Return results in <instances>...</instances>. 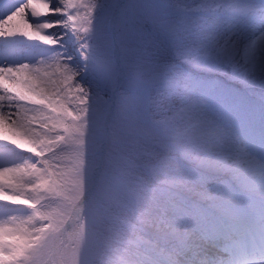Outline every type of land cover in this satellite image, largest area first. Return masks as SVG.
Instances as JSON below:
<instances>
[{"label": "snow or ice", "instance_id": "1", "mask_svg": "<svg viewBox=\"0 0 264 264\" xmlns=\"http://www.w3.org/2000/svg\"><path fill=\"white\" fill-rule=\"evenodd\" d=\"M256 86L264 0L0 4V264H264Z\"/></svg>", "mask_w": 264, "mask_h": 264}, {"label": "rangeland", "instance_id": "2", "mask_svg": "<svg viewBox=\"0 0 264 264\" xmlns=\"http://www.w3.org/2000/svg\"><path fill=\"white\" fill-rule=\"evenodd\" d=\"M7 2H8V0H5V2L3 4H6ZM223 86L224 87H232L234 89L237 88V86L231 84V82L227 81V79H225V81L223 82ZM262 91H264V90H262L259 86H256L252 90L247 92V95L250 96V97H254L258 101Z\"/></svg>", "mask_w": 264, "mask_h": 264}, {"label": "bare ground", "instance_id": "3", "mask_svg": "<svg viewBox=\"0 0 264 264\" xmlns=\"http://www.w3.org/2000/svg\"><path fill=\"white\" fill-rule=\"evenodd\" d=\"M5 2V0H0V4H3Z\"/></svg>", "mask_w": 264, "mask_h": 264}]
</instances>
